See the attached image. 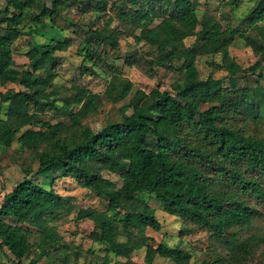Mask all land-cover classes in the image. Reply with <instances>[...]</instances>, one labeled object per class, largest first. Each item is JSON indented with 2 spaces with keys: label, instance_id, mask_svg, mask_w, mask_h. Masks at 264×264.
<instances>
[{
  "label": "trees",
  "instance_id": "16d2710c",
  "mask_svg": "<svg viewBox=\"0 0 264 264\" xmlns=\"http://www.w3.org/2000/svg\"><path fill=\"white\" fill-rule=\"evenodd\" d=\"M69 2L90 13L78 23L84 30L85 75L106 63L110 56L103 55L105 47L118 49L119 35L125 34L153 51L146 64L182 70L183 76L171 90L138 89L130 100L131 114L94 131L83 123L98 108L93 91L74 83V99L63 103L58 101V91H49L59 73L56 53L70 46L61 38L62 27L56 20L67 18L63 8ZM241 2L236 0L230 13L236 25L225 28L213 16L199 22L198 0H4L0 9V150L15 142L31 145L37 168L24 171L27 175L33 171L50 184L25 176L4 194L0 256L23 264L31 252V228L44 234L40 249L50 254L47 246L57 248L60 236L50 223L67 215L71 199L53 183L58 177H70L108 200L107 211L87 208L77 214V219L95 222L92 236L106 252L102 264L108 263L110 254L129 258L144 246L148 263L156 256L176 264L190 263L191 254L185 248L154 246L149 244L154 239L146 234L141 241L119 239L122 229H162L155 209L142 195L153 197L167 213L210 231L222 242L224 247L211 264L246 262L259 239H238V230L264 216V115L260 118L264 113V0L243 10ZM36 5L40 11L35 14ZM167 9L169 14L153 25L159 12ZM111 10L114 14L109 15ZM115 16L119 28L111 27ZM23 34L45 37L32 42L27 70L15 61L16 43ZM189 37L195 38L190 45ZM237 40L259 54L253 66L242 68L231 56L230 48ZM219 53L225 57L217 69H226L229 77L242 73L246 79L252 74L255 83L235 88L225 85L228 76L201 78L197 60ZM110 85L107 93L113 100L127 98L133 89V82L117 76ZM74 104L79 106L76 111ZM51 111L67 116L71 123L44 119ZM105 173L118 176L119 182ZM118 211L120 218L110 214Z\"/></svg>",
  "mask_w": 264,
  "mask_h": 264
},
{
  "label": "rangeland",
  "instance_id": "374dc122",
  "mask_svg": "<svg viewBox=\"0 0 264 264\" xmlns=\"http://www.w3.org/2000/svg\"><path fill=\"white\" fill-rule=\"evenodd\" d=\"M235 1L198 0L197 14L199 22L209 16H213L225 28L226 26L236 25L237 20L230 18ZM241 1V10L253 8L257 3V0ZM46 3L49 4V2ZM110 5L108 9H110ZM2 8H4V0H0V9ZM39 11L40 8L36 5L33 12L36 14ZM63 12L67 18L57 17L56 20L62 27L63 35L61 38L68 40L70 46L66 51L56 53L59 73L55 77L49 91L54 89L59 92L57 97L59 103H63L64 100L74 99L75 93L72 89L74 83L85 85L89 90L93 91L96 94L98 108L96 112L85 117L83 123L94 131L98 132L107 123L120 120L125 114H131L133 108L130 105V100L138 89H143L147 92L156 87H160L161 90H171L174 81L183 76L182 70L157 65L151 67L146 64L145 61L147 59L153 58V51L143 43L136 44L132 37L125 34L119 35L120 46L118 49H112L109 46L105 47L103 55L108 54L110 56L109 58L107 57L106 63L97 67L95 69L96 73L85 75L82 66L88 64V62L84 63V30L80 28L78 23L82 20H87L90 17V13L81 11L70 2L63 8ZM108 14L112 15L114 13L111 10ZM166 14H169L168 9L166 12L161 10L153 25L158 24ZM118 26L119 21L115 16L111 27L119 28ZM49 28L48 26L47 29ZM200 28L199 24L196 29L197 32L200 31ZM33 35L23 34L16 43L15 61L22 70L30 69L27 52L30 50L32 42L34 40H45V37L38 38ZM194 39V37H189L186 43L190 45ZM230 49L231 56L242 68L253 66L259 60V54L254 52L251 47L245 45L242 40H237ZM139 55H143V59H138ZM224 57L225 55L220 53L200 56L197 60L200 77L205 79L209 74L216 78L228 76L225 85L235 88L255 83L256 78L252 74L246 75L251 76L250 78L246 77V79H244L245 77L242 73L229 77L226 69H217L216 66L223 64ZM262 64H264V61H262ZM115 76L133 82V89L125 99L113 100L108 96L107 91L111 86L110 82ZM10 87L19 89L21 85L11 84ZM206 107L207 105H204L203 109ZM78 108L77 104L72 107L74 111L78 110ZM5 111L6 107L2 110V116H4ZM263 115L264 113H260V118ZM44 119L50 120L52 123H71L67 116H61L60 113L52 111L48 112ZM0 151V202H2L4 194L11 191L25 176L32 177L45 186H49L50 182L48 180L35 177L33 174V171L37 168V162L34 160L31 145H22L15 142L11 148ZM26 167H31L33 170L29 175L24 171ZM105 176L115 182H119V177L116 175L105 173ZM53 186L59 193L71 199L70 204L67 205V215L56 222L50 223V225L55 226L60 236V241L55 244L57 248L47 246L48 251H50L49 254L38 247L41 241L40 237L44 234L37 228H31V252L23 260V264H29L31 260L35 259L37 261L34 264H102L106 252L104 245L96 242L92 236L95 222L90 218L77 219V214L80 209L87 208L99 212L107 211L108 200L89 189L81 187L76 180L70 177L56 178ZM141 197L155 209L156 215L163 225L162 229L155 231L148 228L146 232L125 231L122 229L119 234L120 240L125 241L128 238H135L141 241L146 234L154 239L153 242H149V244L154 246L164 243L170 247L181 246L188 250L191 254L189 264H211L216 259L217 253L224 246L222 242L216 241L212 237L210 231L192 223L185 224L181 218L167 213L159 202L149 195H142ZM110 214L120 218L119 211ZM250 236H256L259 239V245L253 248L252 253L244 264H264V216L255 219L252 225L238 230V239H247ZM146 254L147 246L134 251L129 258L110 254L107 264H120L123 262H127V264H176L160 256H156L152 263H148ZM0 264H15V262L4 254L0 256Z\"/></svg>",
  "mask_w": 264,
  "mask_h": 264
}]
</instances>
